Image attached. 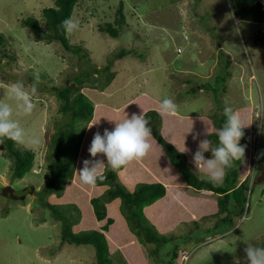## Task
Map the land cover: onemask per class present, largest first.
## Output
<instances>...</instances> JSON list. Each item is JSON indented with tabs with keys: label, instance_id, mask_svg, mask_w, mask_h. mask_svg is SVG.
Segmentation results:
<instances>
[{
	"label": "rangeland",
	"instance_id": "obj_1",
	"mask_svg": "<svg viewBox=\"0 0 264 264\" xmlns=\"http://www.w3.org/2000/svg\"><path fill=\"white\" fill-rule=\"evenodd\" d=\"M119 1L77 2L73 16L80 20V27L69 39L71 45L81 49L73 52L58 41H37L31 28L23 23L32 16L45 27L43 9L55 6L54 0H0V84L21 80L30 87L36 83L33 113L15 118L42 138L41 145L34 149L16 144L34 153L31 169L21 178L13 177L14 158L6 155L7 149L0 141V264H98L93 245L63 241L62 221L43 206L38 192L49 181L54 135L70 127L71 121L52 88L73 84V76L83 70L90 75L81 91L93 104L120 108L138 93H148L160 101L172 98L179 114L209 119L222 114L221 104L233 109L250 106V162L247 173L240 178L242 182L249 177L244 214L234 217L231 224L220 221L227 212L181 223L166 233L172 238L159 246L158 255L150 257L151 264H249L244 248L248 244L264 247V178L258 180L264 173V48L254 38L262 24H248L241 19L233 0H124L127 23L116 38L101 32L100 26L115 24ZM230 5L239 21L228 14ZM223 19L234 22L228 43H232L237 64L225 68L224 61L231 58L225 53L218 68L205 67L203 61L220 42V34L212 25ZM211 39L215 47L205 51ZM122 50L127 54L116 61ZM113 60L116 63L106 70ZM249 61L254 64L257 79H250L254 72ZM226 71L234 75L227 77ZM110 74H114L111 82ZM197 85L203 86L202 93ZM0 99L15 103L4 97L2 89ZM85 123L77 122L79 136ZM208 156L212 157L211 151ZM6 191L10 196L4 194ZM58 200L51 197L52 202ZM68 213L78 216L72 206ZM146 245L149 251L158 244ZM175 245L185 251L182 261L169 259ZM112 258L116 264H128L120 251L115 250Z\"/></svg>",
	"mask_w": 264,
	"mask_h": 264
},
{
	"label": "trees",
	"instance_id": "obj_2",
	"mask_svg": "<svg viewBox=\"0 0 264 264\" xmlns=\"http://www.w3.org/2000/svg\"><path fill=\"white\" fill-rule=\"evenodd\" d=\"M78 1L54 0L55 6L43 9L45 27L38 18L32 16L23 23L31 28L37 41H58L66 50L79 52L80 46L71 45L61 27L64 19L73 16V9ZM233 1L236 4L233 7H237L236 14L241 19L262 24L254 33V38L256 44L264 48V0ZM119 3L115 24L106 22L100 26L101 32L116 38L127 23L124 0ZM0 38L2 42L1 34ZM126 52L120 51L116 61L123 58ZM224 57L225 52L222 50L219 64ZM116 61L108 62L105 69L109 70ZM224 62L225 68L231 66L230 59ZM94 70L101 71L98 68ZM226 73L227 77L232 76L231 71ZM89 75V71L83 70L79 75L73 76V84L65 83L63 87L52 88L63 103L61 110L69 114L71 121L68 123L70 127L61 128L54 135V156L49 181L38 192L43 206L51 210L57 220L62 221L64 242L93 245L98 264H116L112 258L115 250L122 253L128 264H151L150 257L158 255L159 246L172 238L166 233L179 224L198 222L223 212L227 214L220 221L231 224L234 217L244 214L249 177L242 182L240 178L247 173L250 162L253 112L250 106L233 109L247 125L240 141L241 145L246 146L245 154L233 162V166L226 170L222 183L217 186L197 171L193 156L200 140L212 139L218 144L215 133L226 120L222 104V114L214 115L211 119L208 116L183 117L179 114L162 116L159 110L161 101L148 93H138L120 108L104 103L93 104L81 91ZM110 75L109 82L114 78V74ZM222 78L223 81L226 80L225 75ZM141 106L153 133V148L149 155L141 160H133L118 171L108 168L106 158L98 155L95 159L104 160L106 179L98 181L95 186L81 184L79 170L83 167V160L93 159L88 148L94 133L99 131L103 134L106 128L112 130L115 121L110 122V119H123L127 115L130 118L133 113L142 114ZM80 121L86 122V125L79 136L77 122ZM191 125L193 131L187 133ZM207 126L212 134L206 137ZM197 133L199 139L194 140L193 136ZM184 143L187 151L181 152L178 148L183 149ZM1 146L7 149L8 157L14 158L13 177H23L32 167L34 153L17 148L16 143L7 138L2 140ZM209 152L210 150L205 152L206 158H211L208 156ZM4 194L10 196L11 193L6 191ZM46 196L50 198L45 199ZM53 196L60 199V202H52ZM70 206L77 211V217L68 213ZM220 221L216 224L218 228ZM149 243H156L158 247L148 251L146 244ZM184 256L185 251L175 245L169 259L174 262L178 259L182 261Z\"/></svg>",
	"mask_w": 264,
	"mask_h": 264
},
{
	"label": "clouds",
	"instance_id": "obj_3",
	"mask_svg": "<svg viewBox=\"0 0 264 264\" xmlns=\"http://www.w3.org/2000/svg\"><path fill=\"white\" fill-rule=\"evenodd\" d=\"M56 10L59 11V9ZM61 27L66 38H68L79 29L80 20L74 16H69L62 21ZM69 43H72L71 39H69ZM28 50L25 48L26 52ZM36 80L39 81L38 74ZM0 89L4 91V97L15 102L13 104L0 99V141L7 138L29 149L41 145L42 138L38 134L26 130L20 120L15 118L17 116H30L33 113L36 107L33 100L37 93L36 83L26 87L23 81L17 80L0 84ZM159 110L162 116L174 115L178 111V105L172 98L165 97L160 102ZM223 114L226 120L215 133L218 137V144L213 145V142L207 138L200 140L198 149L193 156V163L197 171L217 186L222 183L226 170L233 166V162L244 157L246 148L240 144V141L244 136L243 129L247 125L242 122L239 113L234 111L232 107L225 105ZM111 121H115L112 130L106 128L103 134L99 131L94 133L88 148L93 159H84L83 167L79 170V181L83 185L95 186L98 181L102 182L106 179L103 171L104 160L95 159L98 155L106 158L108 168L112 171H118L133 160L145 158L152 151L153 133L149 127V121L145 118L144 109L142 114L133 113L130 118L127 115L123 119H110ZM206 125H208L207 122ZM192 131L193 125L190 126L187 133ZM209 134L212 133L207 126L205 136L207 137ZM193 139H199V133L195 134ZM178 150L187 151L185 143L183 149L178 148ZM209 150L212 157L206 158L205 152ZM244 252L249 264H264V247L248 244L244 248Z\"/></svg>",
	"mask_w": 264,
	"mask_h": 264
},
{
	"label": "crops",
	"instance_id": "obj_4",
	"mask_svg": "<svg viewBox=\"0 0 264 264\" xmlns=\"http://www.w3.org/2000/svg\"><path fill=\"white\" fill-rule=\"evenodd\" d=\"M227 12H228V14H230L233 17L234 21H239V18H238L237 15H235V10H234V8L231 5H230V8H229V11L227 10ZM245 21L248 24L250 22H252V21H247V20H245ZM212 26L215 27L217 29V32L220 34V37L218 39L220 42H219V44H217V47H215L213 39H211L208 42V47L205 49V51L209 50L210 46H211V48H212V46L215 47V49H213L211 51V55L208 56L207 59H205L203 61L205 63V67L214 66V68L215 67L218 68V66H219V63H218L219 54L221 53L222 50L226 54L230 55V57H231L230 60L232 61V63L237 64V57L234 56V49H233V47L231 45L232 43H228V40H229L228 38L232 39V37L230 36V33H231L230 31L234 29V22H232L231 19H228V20L227 19L226 20L223 19L222 21H218L216 24H213ZM195 27H196V25H195ZM196 29H200L201 30V26L199 25L198 27H196ZM239 31H241L240 28H239ZM195 38H198V37H195ZM247 56H248V58L250 60V57H249L248 54H247ZM249 62H250L251 69L254 72L253 74H251L250 79H253V78L257 79V75L255 74V71H254V64L252 63V61H249ZM242 73H243V70H242ZM233 75H234V73H232V76ZM197 87L200 89L199 93L201 91L203 92V86L202 85H197ZM176 114H179V112L177 111ZM179 115H181L183 117L184 116H190V115H182V114H179ZM190 117H193V116H190ZM194 117H197V116H194Z\"/></svg>",
	"mask_w": 264,
	"mask_h": 264
},
{
	"label": "water",
	"instance_id": "obj_5",
	"mask_svg": "<svg viewBox=\"0 0 264 264\" xmlns=\"http://www.w3.org/2000/svg\"><path fill=\"white\" fill-rule=\"evenodd\" d=\"M264 178V173L262 176H259L258 180H262Z\"/></svg>",
	"mask_w": 264,
	"mask_h": 264
},
{
	"label": "built area",
	"instance_id": "obj_6",
	"mask_svg": "<svg viewBox=\"0 0 264 264\" xmlns=\"http://www.w3.org/2000/svg\"><path fill=\"white\" fill-rule=\"evenodd\" d=\"M262 31L264 32V29H262Z\"/></svg>",
	"mask_w": 264,
	"mask_h": 264
}]
</instances>
